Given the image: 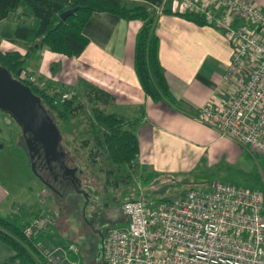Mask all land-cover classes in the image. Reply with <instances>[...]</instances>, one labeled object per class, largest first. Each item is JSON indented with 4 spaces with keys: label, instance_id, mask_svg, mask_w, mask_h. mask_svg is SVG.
<instances>
[{
    "label": "crops",
    "instance_id": "crops-1",
    "mask_svg": "<svg viewBox=\"0 0 264 264\" xmlns=\"http://www.w3.org/2000/svg\"><path fill=\"white\" fill-rule=\"evenodd\" d=\"M247 1L264 12V0ZM139 27L138 21L125 22L108 14H93L83 29L88 44L79 56L66 58L42 50L38 58L26 62L22 70L33 78L36 87L45 89L46 93L61 88L62 91H69L71 97L73 93L66 87H73L74 81L76 84L82 82L112 97L111 103L104 104L108 107L103 106L108 112L116 110L122 116L130 112L132 118H135L138 109L143 108V116L133 130L138 144V155L133 162L135 173L150 170V174L164 176L162 181L181 185L183 175L193 171L206 154H210L215 143L223 142L216 128L199 119L197 110L208 100L219 99L226 94L221 77L228 65L231 48L222 40V35L211 27L197 28L178 17L158 16L154 29L159 40L158 61L167 88L177 104L173 107L164 102L153 103L141 91L132 68L134 37ZM1 45L2 42L0 50H6ZM19 46V50L13 51L22 55L26 47L23 44ZM74 71L76 73L73 78L71 76ZM13 127L11 120L0 112V216L16 218L26 225L33 220L42 221V227L35 232L36 237L48 243L42 249L39 247L41 256L51 264H68L70 259L64 257V244L54 240L57 229L54 217L57 213L59 215V211L54 210L53 215L47 213L50 208L41 199V195H44L42 191L51 196L49 190L43 185L38 188L40 182L31 176L27 183L30 187L27 186L25 191L23 187L19 190L21 204L15 210L16 203L11 199L14 192L9 191L4 183L10 181L1 168L6 165L3 149L5 143L10 144L9 140L12 142L16 136ZM78 166V169L88 167L83 164ZM34 193L39 196H34ZM31 197L39 202L35 204ZM21 207H29L33 211ZM89 211L86 212L90 215ZM116 217H121V214L118 212L109 216L110 219ZM68 225L69 222L65 220L64 229ZM125 226L126 222L119 228ZM70 244L75 243L69 241ZM77 249L79 254V247ZM57 250L63 259L60 253H56ZM11 256L10 249L0 243V264Z\"/></svg>",
    "mask_w": 264,
    "mask_h": 264
},
{
    "label": "built area",
    "instance_id": "built-area-1",
    "mask_svg": "<svg viewBox=\"0 0 264 264\" xmlns=\"http://www.w3.org/2000/svg\"><path fill=\"white\" fill-rule=\"evenodd\" d=\"M166 4L173 13L201 17L231 48L221 77L226 94L202 105L199 119L220 138L264 153V12L247 0H163ZM19 76L34 84L25 71ZM119 212L126 226L107 231L102 264H264V190L213 183L207 191L189 190L152 209L131 198ZM42 225L33 220L22 234L28 238Z\"/></svg>",
    "mask_w": 264,
    "mask_h": 264
},
{
    "label": "trees",
    "instance_id": "trees-1",
    "mask_svg": "<svg viewBox=\"0 0 264 264\" xmlns=\"http://www.w3.org/2000/svg\"><path fill=\"white\" fill-rule=\"evenodd\" d=\"M162 1L0 0V22L9 14L17 12H21V15L28 19V21L16 22L12 32L13 39L25 45L24 54L21 55L13 50H0V68L6 71L11 79L27 87L30 93L38 98L41 107L57 128L60 140H62L58 124H64L68 118L76 115L74 110L81 107L80 104H76L78 94L71 95L69 99H56L54 95H48L45 89H39L20 76H16V73L23 71L22 65L25 61L37 59L42 50L66 58L79 56L88 44V39L83 35V29L91 15L108 14L125 22H140L133 44L132 68L135 78L141 91L151 102H164L174 107L177 102L167 88L163 70L158 61L159 40L154 32L157 17L160 15L174 16L200 27L205 26V23L201 17L193 14L173 13L167 4L162 5ZM158 8L159 11H157ZM68 11L73 12L61 20L60 16ZM84 95L93 105L89 118L91 139L84 141L81 146L88 147L89 150L86 157L87 166L93 167L97 158L102 157L104 166L107 168L105 172L108 173L105 182L107 179L110 180L112 175L118 178L124 175V178L129 180L134 171L133 162L138 154V144L133 130L143 116V108L138 109L137 117L129 119L117 113L100 110L97 105H104L112 100L109 95L97 88L87 85ZM64 155L66 157V153ZM68 160L81 166L80 159L75 155L71 154ZM111 170H115L117 174L110 173ZM27 225L16 218L0 216V243L12 252V256L3 264L12 262L51 264L40 254L39 247L44 241L35 236L37 229L28 238L22 234ZM68 255L69 258L76 259L71 254Z\"/></svg>",
    "mask_w": 264,
    "mask_h": 264
},
{
    "label": "rangeland",
    "instance_id": "rangeland-1",
    "mask_svg": "<svg viewBox=\"0 0 264 264\" xmlns=\"http://www.w3.org/2000/svg\"><path fill=\"white\" fill-rule=\"evenodd\" d=\"M19 20L28 21L26 17L21 15V12H17L15 14H9L0 22L1 46L8 51L20 49L19 45L21 44L16 42L12 37L14 26ZM198 27L200 26H197V28ZM222 40L224 41L225 39L222 37ZM28 61L31 60L25 61V64L22 66L23 68L26 67V62ZM75 73L76 71L73 72L71 77L74 78ZM73 83V87L66 88L73 94H78V103L76 104H80L81 107L74 110L76 115L73 118H68L64 124L57 123L61 132V137L63 138V141L59 144V150L66 153V163H69L68 159H70L72 154L77 156L83 165L87 166L88 159L86 160V157L89 150L88 147L83 148L81 146L84 141L91 139L89 118L93 105L84 95L85 87L90 84L84 85L82 82H77L76 84L75 81ZM56 91L47 93H50V96L54 95L57 97L56 99H60L63 94H67L68 99L70 98L69 91H62L61 88ZM111 100H113L112 97ZM56 102H58V100H56ZM103 106L105 108L108 107V105H97L100 110L108 112V109L105 110ZM113 112L118 113L119 111L117 112L115 110ZM129 113L130 112H126L123 116L131 119L133 115ZM6 120L7 118L5 117V121ZM13 133L16 134V136L12 139V142L9 140L10 144L5 143L4 145V164L6 165L4 167L2 165L1 168H3L5 174L8 175L7 179L10 182L4 183L7 185L9 191L12 190V192H14L11 194V199L17 204H15L16 210L19 204H21L19 190L23 187L25 191L27 186L30 187L27 183L31 180L30 177H35V175L30 168L29 158L24 147V142L18 134V129L13 127ZM2 137L5 138L4 135ZM211 151L210 154H206L204 159L200 161L193 171L183 175V184L181 185L162 181L164 176L150 174V170H145L142 173H135V169L129 180L124 178V175L119 178L112 175L110 180L107 179V182H105L106 174H108L105 172L107 168L104 166L102 157H98L93 167L78 169L81 172V190L86 196H80L70 190L66 191L63 197H59V195H56V192L54 194L51 192L52 190L46 187L51 193V196L48 195L46 191H42L44 195H41V199H43L42 202L50 208L47 213L53 215L54 210L59 211V215L57 213L54 217V224L57 228H55L56 235L54 240L64 244L63 246H65L64 248L67 253L71 254L73 257L76 256L78 251L77 248L79 247V254L77 253L78 258L76 259L69 258L66 251H63L64 257L70 259H67L68 264H102L100 250L104 236L108 230L119 228L126 222V219L122 217V215L121 217H116V219H110L109 216L118 213L119 205L128 199H136L147 209H152L162 202L172 201L174 198H177L189 190L207 191L209 186L213 183H223L233 185L237 188L258 192L264 190V153L248 150L228 138H223L222 143H215ZM114 171L111 170L110 173L117 174ZM171 180L174 181V178ZM42 185L38 183V188ZM22 194L23 191H21V195ZM33 195L39 196L36 193ZM85 198L87 200H85ZM31 199L35 204H37V201L39 202L37 199L34 200L33 197H31ZM83 202H86V206L83 205ZM21 209L28 210L29 212L33 211V209L29 207H21ZM87 210H91L89 211L90 215L86 212ZM20 212L25 213V211ZM84 212L86 213L84 214ZM65 220L69 222L67 229L63 227ZM58 224L60 225L59 227H57ZM63 229L67 237H65ZM69 241L74 242L76 245H68ZM46 245H48V243L41 242V249ZM73 248L76 249V253L71 251ZM56 253L62 255L58 250ZM61 257V259H63V255Z\"/></svg>",
    "mask_w": 264,
    "mask_h": 264
},
{
    "label": "water",
    "instance_id": "water-1",
    "mask_svg": "<svg viewBox=\"0 0 264 264\" xmlns=\"http://www.w3.org/2000/svg\"><path fill=\"white\" fill-rule=\"evenodd\" d=\"M72 12L63 13L60 19L63 20ZM19 74L20 71H17L16 76H19ZM0 112L12 120L13 124L20 129L21 134L28 135V139L25 141L27 148L33 146V144L39 146L47 162L54 159L63 174L69 172L62 161L64 158L63 153L57 151L60 143V134L41 107L38 98L33 96L27 87L11 79L6 71L1 68ZM30 167L34 174L33 167ZM70 172L72 175L73 170Z\"/></svg>",
    "mask_w": 264,
    "mask_h": 264
},
{
    "label": "flooded vegetation",
    "instance_id": "flooded-vegetation-1",
    "mask_svg": "<svg viewBox=\"0 0 264 264\" xmlns=\"http://www.w3.org/2000/svg\"><path fill=\"white\" fill-rule=\"evenodd\" d=\"M14 126L18 129V134L19 136H21V139L24 142V147L29 158L30 166L33 167L34 175L36 176V178L37 179L40 178L39 181L41 185L43 184V186L52 190L51 192L54 194L56 192V195H59V197L60 196L63 197V194L66 191H70V190L74 191L80 196L83 197L86 196L81 190L82 188L81 178H80L81 172L78 170L76 166V162L69 161V163H66V157H65L63 159V162L65 163V166L68 168L69 172L63 174V172L59 169L58 164L56 161H54V159L48 162L44 159L39 146L33 144V146H29V148H27V146L25 145V141L28 139V135L21 134L20 129L16 125ZM72 170H73V174L71 175L70 171ZM85 200L87 199L85 198ZM83 205L86 206V202H83Z\"/></svg>",
    "mask_w": 264,
    "mask_h": 264
},
{
    "label": "bare ground",
    "instance_id": "bare-ground-1",
    "mask_svg": "<svg viewBox=\"0 0 264 264\" xmlns=\"http://www.w3.org/2000/svg\"><path fill=\"white\" fill-rule=\"evenodd\" d=\"M39 89H40V88H39ZM59 144H60V143H59ZM57 151L63 153V155H64V152H62V151L59 150V145H58V147H57ZM64 158H65V155H64ZM64 158H63V159H64ZM62 161H63V160H62ZM63 163H64V162H63ZM64 165H65V163H64Z\"/></svg>",
    "mask_w": 264,
    "mask_h": 264
}]
</instances>
